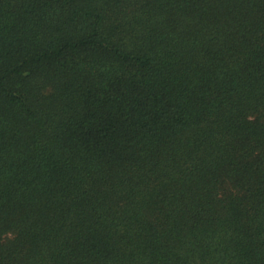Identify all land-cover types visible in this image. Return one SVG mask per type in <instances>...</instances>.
<instances>
[{"label": "trees", "instance_id": "1", "mask_svg": "<svg viewBox=\"0 0 264 264\" xmlns=\"http://www.w3.org/2000/svg\"><path fill=\"white\" fill-rule=\"evenodd\" d=\"M0 264H264V0H0Z\"/></svg>", "mask_w": 264, "mask_h": 264}]
</instances>
